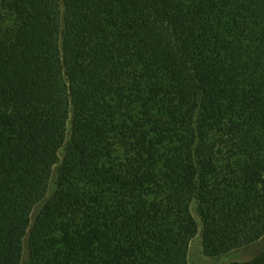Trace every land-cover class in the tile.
<instances>
[{"label": "trees", "instance_id": "1", "mask_svg": "<svg viewBox=\"0 0 264 264\" xmlns=\"http://www.w3.org/2000/svg\"><path fill=\"white\" fill-rule=\"evenodd\" d=\"M198 233L264 236V0H0V264H188Z\"/></svg>", "mask_w": 264, "mask_h": 264}, {"label": "rangeland", "instance_id": "2", "mask_svg": "<svg viewBox=\"0 0 264 264\" xmlns=\"http://www.w3.org/2000/svg\"><path fill=\"white\" fill-rule=\"evenodd\" d=\"M6 23H9V21H7ZM191 212L200 226V220L196 213L195 201L192 202L191 204ZM263 250H264V236L249 246L236 249L234 251L225 253L218 257H214V258L206 257L203 254L201 237H200V233H198L191 240L189 244L187 260H188V264H228L232 262H243L249 260ZM28 257H29V250L27 245L24 243L21 264L25 263V261L28 260Z\"/></svg>", "mask_w": 264, "mask_h": 264}]
</instances>
